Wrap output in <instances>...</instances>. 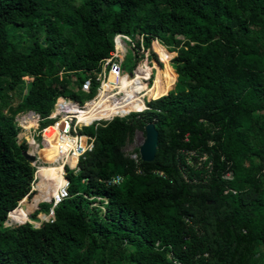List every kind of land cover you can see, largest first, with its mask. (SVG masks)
Here are the masks:
<instances>
[{
  "label": "trees",
  "instance_id": "1",
  "mask_svg": "<svg viewBox=\"0 0 264 264\" xmlns=\"http://www.w3.org/2000/svg\"><path fill=\"white\" fill-rule=\"evenodd\" d=\"M117 34L151 51L153 73L132 53V93L152 101L124 118L144 104L86 109L116 118L81 129L93 148L75 174L65 168L52 222L33 227L51 194L33 200L35 182L27 210L34 167L14 119L33 112L43 127L56 98L83 96ZM149 122L153 159L134 163L121 147ZM53 162L38 166L43 195ZM263 169L264 0H0V264H264Z\"/></svg>",
  "mask_w": 264,
  "mask_h": 264
},
{
  "label": "built area",
  "instance_id": "2",
  "mask_svg": "<svg viewBox=\"0 0 264 264\" xmlns=\"http://www.w3.org/2000/svg\"><path fill=\"white\" fill-rule=\"evenodd\" d=\"M134 41L135 40L131 39L130 37L120 34L113 36L112 51L109 53L108 57L100 60V67L98 73L93 78L83 79L78 85V91L80 92V94H82L83 96H87L89 95L91 83L93 82L94 93L91 97H88L81 103L73 99L60 97L56 98L53 103L51 112L48 114V116L44 118L47 123L43 127H39V123L40 121H42V119H40L37 114H34L33 112L23 113L26 114L25 117L28 121L33 120V124H35V128L32 130L33 136H31L29 142L30 146L35 147L37 145H49L53 142L55 151L57 153L56 160L57 162H59L62 168L59 174L60 178L62 179L61 184L55 189L54 193L51 195V203L47 211L45 213H42L44 214L43 218H37V221L35 222L36 224L34 223L35 225H32L33 227L37 226L40 222H52L53 208L60 204L63 200L68 198L67 181L64 177L65 168L75 174L78 171L77 162L79 160H83L85 155L90 153L93 148L92 139L88 135L82 133V131L80 130L83 127H87L92 123H97L101 120H93L90 121L88 124H85L79 121L78 115L84 113L87 108H90V103L93 100L97 101V97L102 91L105 93L104 96L107 97L106 99L108 101V106H113L115 103L122 100V95L120 96L117 92L118 84H116V82L118 83L117 80L120 79V63L122 61V56L126 49L125 44H128L131 53L134 52L135 54V47L133 45L135 43ZM141 52L142 50L140 51V54ZM109 77H112V79L109 80ZM136 96H140V94L136 93ZM141 100L143 101V97H141ZM125 115L120 116L119 118L124 117ZM114 117H110L109 119L102 121L108 122ZM14 120L19 130L18 121H16V118ZM48 129H50L48 134L54 133L52 141L47 139L48 135L47 133L45 134V131H47ZM35 139H37V143L35 142ZM24 143L26 144V142ZM70 158L74 160L72 167H70L68 163V160ZM137 158L138 155L136 154H134L132 157H129V159H131L134 163L137 162ZM204 159V156L200 158L201 161ZM262 171H264V169ZM35 173L31 184L36 179ZM223 178L229 179L230 175L226 173ZM120 181V176H114L106 180L105 184L109 186L117 185ZM231 193L233 192L231 191ZM96 200H98V198H96ZM99 201L104 203L103 199H100Z\"/></svg>",
  "mask_w": 264,
  "mask_h": 264
},
{
  "label": "rangeland",
  "instance_id": "3",
  "mask_svg": "<svg viewBox=\"0 0 264 264\" xmlns=\"http://www.w3.org/2000/svg\"><path fill=\"white\" fill-rule=\"evenodd\" d=\"M133 40H135L133 45L135 47V54L138 55V58H136L137 60V65H139L138 62H143V67L142 69L143 70H146L148 69L150 71V73L154 72L153 70V67H152V62H153V56H152V53L151 51L149 50V48H145L143 45H142V38L140 36H137L136 38L134 37ZM155 42H157L158 44H160L161 46H163L161 43H159L156 39H154ZM137 44V46L135 45ZM125 51H124V54L122 56V61L120 63V77H130V84L127 86L128 89H131L130 92H134V91H137L138 89H141V88H135V83H136V78L133 76V72L131 73L132 71V66H133V62L135 63L134 59L135 57L132 55L131 53V50L129 49V46L128 44H125ZM164 49L167 51L166 47L163 46ZM142 50L141 54H140V51ZM139 57H141L139 59ZM174 57V56H173ZM172 57V58H173ZM146 58V59H145ZM171 58V59H172ZM170 59V60H171ZM139 60V61H138ZM168 60V64H169V61ZM170 68V67H169ZM135 70V69H134ZM170 74H169V83L171 84H174V81H175V74L174 72L172 71V69L170 68ZM131 73V75H130ZM81 77V75H80ZM27 79L25 78V81ZM125 85V84H124ZM173 87V86H172ZM122 88H120V91H119V95L123 96V93H122ZM142 89H147V88H143ZM172 89V88H171ZM170 89V90H171ZM141 92V91H140ZM140 96H141V93H140ZM143 97V96H142ZM88 98V96H81L79 97L78 99H76L79 103H81L83 100H86ZM147 98H150L149 95L148 96H144L143 97V103L145 105V103L149 102V101H152V100H148ZM158 99V98H157ZM16 103V100L13 99L12 101V105H14ZM146 108L140 110L139 112L138 111H133V112H138L137 114L143 112ZM132 112V111H131ZM26 114H18L15 118H16V121H18V125H19V130H18V133L16 134V140L19 142V141H24L26 142V146H27V149L26 151L30 153V150L34 147L30 146L29 142H30V138L31 136H33V129L35 128V124H33V120L31 121H28L27 118L25 117ZM25 117V118H24ZM102 121V120H101ZM142 123L144 124L145 121V117L144 118H141ZM100 121H98L97 123H99ZM96 123V124H97ZM149 123H152V122H149ZM146 125V124H145ZM81 131V130H80ZM87 130L84 129V132H86ZM83 133V132H82ZM142 137H143V130H138V129H133L132 133H131V136L129 138H126L125 139V143L123 144V146L121 147V152L122 154L125 156V157H132L134 155V151L137 150L141 140H142ZM35 142L37 143V139H35ZM41 148V147H40ZM42 150V149H41ZM42 152V151H40ZM34 155H38V154H34ZM37 161L36 163V166L35 167H38L40 165V162L42 160V158H35ZM55 164V165H59V162H57V160H55L52 165ZM36 170H34L35 172ZM41 177L36 174V179L35 181L31 184V189H30V193H29V196L25 197V200L26 202H29L27 204V210L31 209V205H32V201H29L30 198L33 196V194L35 193L34 191V184L35 182H37V189L39 190V195L37 197H42V199H46L49 195H50V192L47 193L46 195H43V186H42V181H41ZM43 201H40L39 203H41ZM17 206V205H16ZM42 213H37L35 216H31V220L35 223L37 221V218L39 219L40 215ZM36 224V223H35ZM35 224H31V225H35ZM13 225V224H11Z\"/></svg>",
  "mask_w": 264,
  "mask_h": 264
},
{
  "label": "bare ground",
  "instance_id": "4",
  "mask_svg": "<svg viewBox=\"0 0 264 264\" xmlns=\"http://www.w3.org/2000/svg\"><path fill=\"white\" fill-rule=\"evenodd\" d=\"M131 77V76H130ZM130 77H120V79H118L117 81H118V83L116 82V84H118V88H117V92L119 93V91H120V84H121V82H123L124 84L126 83V85L128 86L129 84H130ZM112 79V77H109V80H111ZM128 89V88H127ZM104 90V89H103ZM108 90V89H107ZM122 90V89H121ZM129 91L131 90V89H128ZM105 95V93L102 91L99 95H98V97H97V101H95V100H93L90 104H91V106H92V108H94L95 110H104L105 109V106L107 105V103H108V101H107V97L106 96H104ZM144 97V95H141V96H136V92L135 93H132V94H130L129 95V97H125V96H122V100L121 101H118V102H121V104L122 105H127L128 103H129V105L131 106V105H143V101L141 100V97ZM108 106V105H107ZM111 107V106H110ZM110 109H112V108H110ZM113 110H117V108H114ZM129 113V112H128ZM85 114V112L84 113H81V114H79L78 115V119H79V121H81V122H83V123H85V124H88L90 121H93V120H107V119H93L91 116H88V115H84ZM116 117H118V116H116ZM49 130L50 129H48L47 131H45V134L47 133V135H48V137H47V139H49L50 141H52L53 140V135H54V133H52V134H48V132H49ZM41 147V148H40ZM51 147H53L54 148V143L52 142L51 144H49V145H47V144H44L43 146H41V145H37V146H35L34 148H32L31 150H30V153H31V151L32 152H36V154H38V155H34V154H32L31 153V155H32V157H33V160H32V164L34 165V166H36V163H37V161L38 160H36L35 158H42V160H46L47 162H49V161H51V162H53V161H55L56 159H57V154H55L54 152L53 153H50V154H48V152L47 151H49V149L51 148ZM42 149V150H41ZM55 149V148H54ZM40 151H42V152H40ZM46 154V156H43V155H45ZM41 160V161H42ZM73 159L72 158H70L69 160H68V163H69V166L70 167H72V165H73ZM61 170H62V168H61ZM60 170V171H61ZM60 171H58V170H53V171H51V172H56L57 173V176H58V180L56 181V182H50L49 184H50V186H53L54 187V189L52 190V191H50V194L52 195L53 193H54V191H55V189L61 184V178H60V176H59V174H60ZM51 172H49V174L51 173ZM35 174H38L39 175V170H38V167H36V173ZM37 199H42V197H35L33 200H37Z\"/></svg>",
  "mask_w": 264,
  "mask_h": 264
},
{
  "label": "water",
  "instance_id": "5",
  "mask_svg": "<svg viewBox=\"0 0 264 264\" xmlns=\"http://www.w3.org/2000/svg\"><path fill=\"white\" fill-rule=\"evenodd\" d=\"M156 136H157V132L154 129L153 123H147L146 125H144L143 137L137 148V155L141 162L149 163L152 161L156 148ZM21 156L24 160L29 162L31 166H33L32 164L33 157L31 154H29L27 151H23L21 152ZM13 225H18V224H13ZM3 226L5 227L11 226V223L8 221L7 216L3 221Z\"/></svg>",
  "mask_w": 264,
  "mask_h": 264
},
{
  "label": "clouds",
  "instance_id": "6",
  "mask_svg": "<svg viewBox=\"0 0 264 264\" xmlns=\"http://www.w3.org/2000/svg\"><path fill=\"white\" fill-rule=\"evenodd\" d=\"M133 72V70L131 71V73ZM131 73H130V75H131ZM133 75H134V73H133ZM170 91V90H169ZM144 104V103H143ZM144 108H146L145 107V105H144ZM143 108V109H144ZM139 112V111H138ZM138 112H129V113H138ZM129 113H127L124 117H126ZM124 117H121V118H124ZM114 118H116V117H114ZM117 118H119V117H117ZM34 167V166H33ZM34 170H35V168H34ZM33 176H34V173H33ZM31 189V188H30ZM25 198V197H24Z\"/></svg>",
  "mask_w": 264,
  "mask_h": 264
}]
</instances>
